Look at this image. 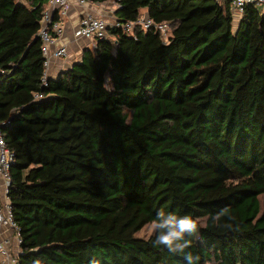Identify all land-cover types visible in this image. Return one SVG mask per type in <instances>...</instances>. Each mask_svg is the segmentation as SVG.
I'll use <instances>...</instances> for the list:
<instances>
[{"label": "trees", "instance_id": "trees-1", "mask_svg": "<svg viewBox=\"0 0 264 264\" xmlns=\"http://www.w3.org/2000/svg\"><path fill=\"white\" fill-rule=\"evenodd\" d=\"M90 1L115 2L117 25L57 60L43 85L45 0H0L17 264H184L156 245L155 229L134 237L160 209L200 218L186 250L198 264H264V9ZM144 16L168 23L166 41L152 27H123Z\"/></svg>", "mask_w": 264, "mask_h": 264}, {"label": "built area", "instance_id": "built-area-1", "mask_svg": "<svg viewBox=\"0 0 264 264\" xmlns=\"http://www.w3.org/2000/svg\"><path fill=\"white\" fill-rule=\"evenodd\" d=\"M219 1V0H217ZM78 5L84 6L90 3V0H75ZM70 0H45L41 12L40 27L38 35L41 38L42 56L44 72L42 84L48 75V70L52 60L64 62L70 58V50L67 42L61 41L63 35L62 19L67 14L70 7ZM248 4H255L264 9V0H230V9L234 15H239L243 7ZM116 6V5H115ZM61 15V19L52 21L54 12ZM112 12V11H111ZM139 23L144 29L152 27L157 31L163 41L167 40L169 25L167 22H155L148 17H142L136 22H127L123 24L126 29H131L133 24ZM116 24L115 20L106 19L103 16L92 15L88 11H83L79 16L77 25L73 31L74 42L81 48L82 42H89L93 39H102L106 37V28L108 25ZM81 41V42H80ZM0 123V264H17V256L20 251V239L18 228L12 219L9 201L6 197L9 184V166L13 162L14 154L7 147Z\"/></svg>", "mask_w": 264, "mask_h": 264}, {"label": "clouds", "instance_id": "clouds-1", "mask_svg": "<svg viewBox=\"0 0 264 264\" xmlns=\"http://www.w3.org/2000/svg\"><path fill=\"white\" fill-rule=\"evenodd\" d=\"M106 90H111L107 86ZM230 209H221L212 215L214 222H220L222 217L228 215ZM199 217L193 218L189 214L176 215L172 212H166L160 209L155 219L152 220V227L155 229V243L157 246L165 247L171 253H183L184 264H198L199 255H194L186 251L192 245V237L198 236ZM31 264H43L41 259H33ZM92 264H99V261L93 260Z\"/></svg>", "mask_w": 264, "mask_h": 264}, {"label": "crops", "instance_id": "crops-1", "mask_svg": "<svg viewBox=\"0 0 264 264\" xmlns=\"http://www.w3.org/2000/svg\"><path fill=\"white\" fill-rule=\"evenodd\" d=\"M70 7L69 10L67 11V14L63 17L62 19V26H63V35L61 36V41L67 42L69 45V50L73 47H75V50L79 49V46L77 47V44L74 42V37H73V31L77 25V21L79 16L83 13V11H88L92 15L95 16H103L106 19L111 18V13L115 8V2L113 1H105L101 3H87L84 6L78 5L75 0H70ZM110 6L112 9L110 10ZM61 62V61H60ZM57 60H52L51 65L48 70V75H56L60 71V66L56 65ZM60 64V63H59Z\"/></svg>", "mask_w": 264, "mask_h": 264}, {"label": "rangeland", "instance_id": "rangeland-1", "mask_svg": "<svg viewBox=\"0 0 264 264\" xmlns=\"http://www.w3.org/2000/svg\"><path fill=\"white\" fill-rule=\"evenodd\" d=\"M111 9H112V7L110 6V10ZM85 44H86V42H83L81 44V46L85 45ZM79 53H80V51L79 50H75V47H73L72 50L70 49V59H69V61L73 60L75 58V56L78 57ZM69 61H68V63H69ZM153 231H154V228L152 227V224L150 223V224L145 225L140 231L135 233L134 237L140 238V239H147L153 233Z\"/></svg>", "mask_w": 264, "mask_h": 264}]
</instances>
